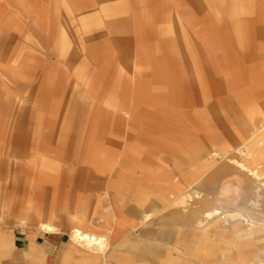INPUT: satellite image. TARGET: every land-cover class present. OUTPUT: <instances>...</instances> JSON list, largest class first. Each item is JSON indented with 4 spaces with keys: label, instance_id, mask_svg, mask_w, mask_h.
I'll use <instances>...</instances> for the list:
<instances>
[{
    "label": "rangeland",
    "instance_id": "rangeland-1",
    "mask_svg": "<svg viewBox=\"0 0 264 264\" xmlns=\"http://www.w3.org/2000/svg\"><path fill=\"white\" fill-rule=\"evenodd\" d=\"M2 1L7 8L6 2L9 1L12 5L13 0ZM82 1L85 5H79L83 6L85 12L91 13L97 12L100 6L109 5H99L97 0L88 3L86 0ZM137 1L138 6L144 4L145 10L143 34L136 42L150 45L157 41V26H170L171 23H164L167 20L177 22L172 15L170 18H163L160 21L162 25L155 24L160 11L152 19L156 10L152 9L151 4H159L160 1L169 6L180 0ZM241 1L247 11L235 15V8H241ZM191 2L186 8L202 15L200 17L205 18L208 23L207 40L203 43L222 40L221 48L229 56L222 59V54L211 53L212 66L208 70V76L211 77L209 88L216 87L213 93L204 88L208 85L198 87L203 89L198 91L188 80L190 72L193 77H198L201 73L205 76L204 62L191 66L190 60L182 59L178 72L181 74L180 82L184 91L176 101H173L175 95L172 90L177 82L164 80L165 77L168 78L166 74L169 69V60L163 59L165 49V52L161 48L150 49L152 52L149 60L138 67L130 60V55L125 61L117 53L120 37H112L111 43L107 44L102 38L104 31L100 28L88 29L86 21L75 22L76 26L73 28L66 27L67 21H71L73 17L68 16L65 21L62 19L61 29L65 28L75 36L83 28L84 32H80L78 38H75L76 42L79 39L81 42L69 44L63 51L61 36L50 51L57 56V61L46 68V63L51 61L47 59V51L45 52L40 40L28 42L30 33L27 29L20 25H10L16 20L15 16L5 15L1 18L0 80L4 94L0 92V96L11 95L7 100L12 103L14 110L12 116L4 118L0 140V264H101L98 258L90 256L86 259L74 254L62 256V248L57 257L11 249L12 235L18 224L36 222V229L39 230L42 223L51 222L52 213L64 217L59 220L64 226L49 234L64 233L65 242L68 241L72 227H84L81 224L84 221V228L89 232L113 242L110 248L114 249V253L121 246L152 248L157 255L158 264H218L220 257L233 256L244 258V264L257 263L256 257L261 253L258 249L261 248L250 245L252 236H242L241 241L217 244L216 254L205 261L194 256L196 244L186 240L190 231L187 224L176 226L164 221L166 218L179 216V209L184 211L183 208L190 204V200L197 203V198L206 193H210L206 198L208 200L215 199V196L218 197L217 200H222L221 197L224 196H235L236 192L232 190L234 188H225L222 183L218 186L209 181L204 185L205 176L217 164L207 167L203 160L215 152L231 157L228 160L231 164V160L235 159L254 169L252 171L264 173L262 158L244 156L241 153L250 148L259 154L264 153V140L258 144L264 138V121L261 123L264 118V8L260 6H264V0H235L230 7L222 6L226 11L222 15L219 14V0L212 5L216 10L201 0L202 9L199 11L195 1ZM54 5L49 3L50 7ZM13 6V10L24 16V2H15ZM63 6L64 4H60L58 7L61 14L64 12ZM69 13L66 12L67 15ZM33 14L37 24L45 26L42 33L44 35L50 13H37V18L35 12ZM84 15L86 14H77L74 17ZM244 15L253 20L250 27L244 25V22L242 24ZM9 19L11 20L7 21ZM106 21L101 24L105 26ZM79 23L80 26L77 25ZM218 25L222 26V34L217 30L220 28ZM255 26L257 28L254 30ZM11 30H16L17 35ZM240 31L242 34L239 36ZM248 32H253L249 44ZM36 34L41 36L39 31ZM128 39H131L130 36ZM113 42H116L115 47ZM169 47L175 48L176 53L180 54L176 39ZM108 49L112 57L106 55L109 53ZM62 58L69 63L67 71L65 70L67 74L58 63ZM72 59L74 64L71 63ZM103 65H106L105 69ZM136 70L139 73H135ZM124 72L131 78L129 84H136L139 74L137 82L143 84L146 101L138 106V111L142 110L145 117L154 119L155 123L143 124L134 115L129 118L127 115L126 120L124 106L114 103L117 98L111 93V83ZM97 73H100L99 80ZM157 73L160 74L159 84H156ZM61 75L64 76L63 85ZM163 82L165 87L161 85ZM129 84L127 87L131 92ZM158 86L162 89H158L157 93ZM128 99L130 97L126 99L127 105L132 103ZM70 101L76 105L74 112L77 114L74 118L64 121L58 119L59 116H49L50 109L55 108L60 113ZM2 104L0 103V119L5 111L11 112L13 109L9 105L3 107ZM171 117L180 121L181 133L174 131L173 124L162 122ZM95 148H99V156L108 159V163L100 167L104 170L93 167ZM191 149L201 153V161L192 165L187 156ZM251 181L253 184L251 182L249 193L241 194H246L245 202L233 204L210 201L206 206L202 204L205 206L204 211L222 204L224 208L217 218L224 221L223 226L228 223L229 226H225V229L233 225L223 215L235 217V213H238L245 218V208L252 213L260 210L263 212L264 207L261 206L262 203L264 205V183H260V186L257 181ZM254 201L260 202V210L251 206ZM155 204H159V215L162 218L158 222L142 224V214L134 207L141 205L145 212ZM239 221H235L234 225L236 223L241 228H250ZM150 229L153 236L156 234V240L151 236ZM162 232L166 235L160 236ZM106 247L104 245L102 248L103 254ZM95 251L100 252L97 249ZM146 260L123 254L122 257H107L105 264H140L147 262Z\"/></svg>",
    "mask_w": 264,
    "mask_h": 264
},
{
    "label": "crops",
    "instance_id": "crops-1",
    "mask_svg": "<svg viewBox=\"0 0 264 264\" xmlns=\"http://www.w3.org/2000/svg\"><path fill=\"white\" fill-rule=\"evenodd\" d=\"M13 1H12V5L10 4L9 1L6 2L8 5V7L6 8V6H4V1L0 0V11H1L0 20L2 17H5V15H9V17L15 16L16 20L14 19L15 20L14 22L9 23L10 25H13L14 27L20 25L21 27L23 26L25 29H27V31L30 33V35L27 39L28 42L29 41L31 42L35 39L40 40L39 42L44 45L45 52L47 51V54L49 55V56L47 55V59H49V61H51V62L46 63V68H49V66H51V64H54L57 61V56L55 54H53L52 52L50 53V51H52L53 45L58 43L57 39H60L61 36L63 39V45H62L63 51H65V48L67 45L77 44V43L81 42L80 39L77 40L78 42H76L75 38H78L77 35L80 32H84L83 28L75 36L73 34H70L69 31H66L65 28L61 29L62 21L63 20L65 21V19L68 16H71V17L73 16L71 18V21L73 23L71 21H67L66 27L71 26L73 28L74 26H76L75 22L86 21V23L88 24V29L95 30V29L100 28L102 31H104V35L102 36V38H103V40H105V42L107 44L111 43L112 37H114V36L120 37V41L118 43L119 48L117 49V53L119 54V56H122V59H124L125 61L128 60V57L130 55V57H131L130 60L133 61V63L135 65H137L138 67H140V64L142 65V64H144V62L149 60V58H150L149 54H150V52H152L150 49L153 50V48H156L155 50H158L159 48H161V49H163V51L165 49L166 53H165V57L163 59L169 60V64H168L169 69L167 70V74H166V76L168 78L165 77L164 80L166 81L168 79L169 81L177 82L176 87L172 90L173 94L175 95V96H173V101H176V100H178V98L182 97L181 92L184 91V89L182 88L183 85L180 82L181 81V74L178 72V66L180 64V61H182V59H184V61L190 60L191 66L195 65V63L198 64V63L204 62L205 66H206V71H203L205 76H203V73H201L202 75H200L198 77L197 76L193 77V75H191V72H190V74H188L189 75L188 80L191 81L190 83L192 85H194V88H195V86L197 87L198 91L203 90V89H199L198 87H202L203 85L204 86L208 85L204 88L208 89L207 91H209L210 93H213L216 90V87H214V89L209 88V85H211V80H210L211 77L208 76V74H209L208 70L210 69V66H212V63H210V59L212 57L211 53L222 54V55H220V57L222 59L229 56V55L224 54V49H223V47L221 48V45H223L222 40H220V41L217 40V41H213V42L208 41L205 44L203 43L204 41L207 40L205 38H207L206 33L208 32L207 28H209V27H207L208 23H206L205 18L200 17L202 15L196 14V12L195 13L191 12L190 9L186 8L189 6L188 4L192 3L191 2L192 0H180L179 3L178 2L175 4L171 3V5H169V6H167L163 3L161 4L160 1H159V4L158 3H155V4L152 3L151 4L152 9L155 8V10H156V11H154L155 15L154 14L152 15V19L156 18L159 14V11H160V16L156 20L155 24L157 23V25H162L163 23L160 24V21H162L163 18L166 19L169 16L171 17L172 15L175 16L174 18H176L177 22H170L169 20H167L164 23H171L170 26H157L155 28V35H156L157 41L154 43H150V45L149 44H147V45L141 44L140 42H136L137 40H139L141 34H143V20H144V16H143L144 12L143 11L145 10L144 4H139V6H138L137 0H97L99 5L100 4H109V5L100 6V8L98 9L97 12L93 11L92 13L84 11V8L82 5H85V2L82 0H64L65 2H63L62 0H30L29 2H27L26 0L25 1L24 0H13ZM19 1L24 2V4L26 5V10H24V16L21 15L20 13H18L17 10H13L14 9L13 5H15V2H19ZM90 1H92V0H86L87 3ZM194 1L196 3V8L199 11H201V9H202L201 8L202 2L203 3L205 2L206 5L209 4L208 5L209 7L216 10L212 5H215L217 0H202V2H201V0H194ZM219 1L221 2V10H219L220 15H222L224 12H226L223 7H225V6L230 7V4L233 5L235 3V0H219ZM49 3L55 4L54 7L53 6L50 7ZM80 3L82 5H79ZM129 3H130V5H129ZM1 4H3V5H1ZM60 4H64L63 7H65L63 9L64 12L62 14L60 13V11L58 9ZM199 5H200V7H199ZM240 6H241L240 9L235 8V15H238V14H241V13H244L245 11H247V9H245V7L243 5V1L240 2ZM260 6L262 8H264V6H262L261 4H260ZM34 10H36V11H34ZM34 12L36 14V18H37V13H43V12L50 13L49 21L47 23V29H46V32L44 35H42V33L44 32L45 26H43V24L41 25V23L39 25L37 24L36 19L33 17ZM66 12H70V13L67 15ZM64 13L66 14L65 16H63ZM156 13H158V14H156ZM77 14H86V15H88V17L86 15H84L82 17L80 16V18L74 17V15H77ZM39 17H40V14H39ZM242 17H243L242 18V24L244 22V25H246L247 27H250L251 24L253 23V20L246 15H244ZM11 19H9L7 21H10ZM105 21H106V25L103 26L101 24V22L104 23ZM68 22H71V23H68ZM235 23H236V21H235ZM77 25L80 26V23ZM218 26H220V28L218 27L219 29H217V30L218 31L220 30L219 33L222 34V32H221L222 26L221 25H218ZM256 26L254 27V30H255V28H257ZM64 27H65V25H64ZM103 28H105V29H103ZM109 29H110V31H108ZM11 31L14 33V35H17L16 30H11ZM38 31L41 34L40 37L37 36V34H36V32H38ZM106 31H107V34H106ZM241 34H242V31L239 32V36ZM248 34L249 35L247 37L248 38L247 43L249 44L250 37H253V32H248ZM159 35L162 36V38H157ZM128 36H130L131 39H128ZM173 36H174V41H175V39L178 41L180 54L176 53L175 48L171 49L169 47L174 42ZM53 39H55V40H53ZM48 42H50V43H48ZM209 42H211V43L209 45H207ZM113 43H114V47H115L116 42H113ZM125 43H127V44H125ZM0 47H1V39H0ZM70 47H71V49H73L72 46H70ZM54 51H55V49H53V52ZM45 52H44V54L46 55ZM107 52H109V53H106V55L112 57L109 49L107 50ZM1 55H2V53L0 51V57H1ZM114 57L115 56H113V58ZM106 58H107V56H106ZM52 59H54V61ZM94 59H97V58H94ZM170 59H172V60H170ZM73 62H74V60L72 59L71 63L74 64ZM58 63L60 64V67L62 69H64L65 74H67L66 71H67L69 63H67V61L63 60V58L60 59V61ZM126 66H127V63H126ZM183 66H186V65L184 64ZM105 67H106V65H103L104 69H105ZM124 73L125 74H121V76H119V77H115L111 83L112 84L111 93L113 94V96H115L117 98V100L114 103L118 104L120 106H124V109L126 111V118H127V115H128V118L132 117V115H134L136 118H138L137 121H139V122L141 121V123H143V124L145 123L147 125V124L155 123L156 121L154 119L146 118L147 116L145 117L142 110H141V112L138 111L139 110L138 106H140L141 104H144L146 101L145 95H144V89L142 86L143 84H141V82H137V81H139V79H138L139 74H137L136 84L135 83L129 84L128 81L131 80V78L127 76L128 73L127 74H126V72H124ZM135 73H139V70H136ZM99 74L100 73H97L98 80L100 77ZM63 75H61L62 76V85H63V79H64ZM159 76H160V74L157 73V77H158L157 80L158 81L156 82V84H159ZM45 83H47L46 80H45ZM206 83H208V84H206ZM127 84H129L131 86V88H130L131 92H129V88L127 87L128 86ZM161 85L164 86V82ZM158 89L160 90L162 88L158 86V87H156V91ZM0 92L4 94V88H3V84L1 83V80H0ZM114 93H116V94H114ZM157 93H158V91H157ZM9 97H1L0 96V103H3L2 104L3 107H5V106L7 107L8 105L10 107H13L11 105L12 103L11 102L9 103V101L7 100ZM127 97H130V99H128V100L132 101L131 104L128 103V105H127V103H125ZM75 107H76L75 103H73V101H70V103L66 104L65 110L61 111L60 113L58 111L56 112L57 109L54 108V110L50 109L49 110L50 112H48V114L51 117L58 118V116H59L60 118H58V119H60V120L63 119L64 121H68V120H71L72 118H74L76 116L77 113L74 112ZM13 110H14V107H13L11 112L5 111L4 115L1 116V119H0V140L2 139L1 132L3 129L4 122H5L4 118L7 117L8 115L12 116ZM123 118H125V117H123ZM128 118L126 120H128ZM139 118H141V119H139ZM144 118H146V119H144ZM163 120L164 121H162V122H166L168 124H173L174 125L173 129L175 132L181 133L182 127H181V123L178 119H174L173 117H171V118H167V119H163ZM263 121H264V118H263L261 123H263ZM18 122L20 123L23 121H17V123ZM12 123H13V121H12ZM261 140H264V138L260 139V141L258 142L259 145H260ZM0 148H1V145H0ZM97 149H99V148H97ZM97 149L96 148L94 149L95 151L93 154V167L94 168L99 167V169H100V167L105 166L108 163V159H104L103 156H99L98 152L100 150L98 151ZM241 153H243L244 156H249V157L254 156L257 158L258 157L262 158V160H264V153L259 154L258 152H256L254 149H251V148L249 150H246V151H241ZM200 154L201 153L198 150H195V151L192 149L188 150L187 156H188V159H189V162L191 163V165H192V163L196 164L197 162L201 161ZM219 155H220V157H219ZM210 156L211 157H209L206 160L202 159L203 164L206 165L207 167L209 166V164L210 165L217 164V165H215L216 168L213 171H211L209 174H207L205 176L204 185L209 183V181L210 182L212 181L215 185H218V186H221L220 183H222L223 187L235 188V192H236L235 196L232 198L228 197V196H224V197H221L223 201L222 200H215V201H219L222 203H229L231 201V203H235V204H240L242 202H245V195L246 194H244L242 196H241V194H243L246 191H247L246 193H249L248 189H250V186H252L253 182L251 180L246 181V179L243 178V176L241 175L242 171L240 172V176H239L238 181L237 180H235V181L230 180L231 178H233L231 174L235 173V171L237 170L236 165L232 166V164L228 162V159L231 157H226V156H224L223 153H218V152L217 153L215 152V153L211 154ZM235 161L241 162L238 160H235ZM234 167H235V169H234ZM248 169L254 170V169H251L249 167H248ZM100 170H104V168L103 169L101 168ZM215 174H218V175L216 176ZM213 175H214V178H211ZM227 179L230 181H227ZM241 182H243V184H241ZM251 182H252V184L250 185ZM209 194L210 193H206L205 195H202V197H200L198 199V202L197 203L195 202V207H194L195 210H193V208L190 206H189V208H188V206H186L185 208H183L184 211H181L182 208L179 209V211H178L179 216L169 217V218H166L164 221L166 222V224H171V225H176V226H179L180 224L181 225L187 224L190 227V231L188 232V234L186 236V240L188 242L196 244V248L193 249L194 256L200 257V258L204 259L205 261L207 258L214 256L216 254L215 246L217 244H219L221 242H231L233 240H235V242L237 240L241 241L242 236H244V237L252 236L253 241H249L252 244L248 243V245L250 244V245H253L255 248H257V247L261 248V249H258L261 251V253H259L258 257H256V260H257L256 264H263L262 262H264V252H263L264 223H261L263 227L259 228V229L258 228L257 229L256 228L244 229V228H241L236 223H235V225H237V226H235L234 222L241 220L243 218V217L239 216L238 213H235V217H228V216L226 217V219L228 218L230 221H232L231 224L235 228L232 226L231 228L225 229L224 227L227 226L228 223L225 221L226 223L223 226L222 222H224V221H222V219L217 218V217L211 221L200 223L199 219H202V212H204L205 206L208 203H210V201L206 199L207 195H209ZM214 198L218 199L217 196H215ZM202 204L205 206L203 207ZM134 209L138 213L140 212L142 214V221H141L142 224L143 223L144 224L145 223L150 224V223H154L155 221L158 222L159 219L162 218V216L159 215L160 214L159 204L158 205H156V204L151 205L150 210L145 211V212L143 210V207H141V205L134 207ZM197 210H199V211H197ZM195 211H197V212H195ZM43 213L46 216L45 210L43 211ZM186 213H188V214H186ZM185 214H186V216H185ZM147 215H150V219L145 221V217ZM50 216L52 218L51 222L50 223H42L40 225L39 230L36 229V226H35L36 222L29 223L27 225L18 224L15 231H14V234L12 235L11 249L12 250H23V252H27L29 254H31L33 251H35L36 253L41 254L45 257H57L60 249L62 248V253H61L62 256H65L68 254H74V255L78 256L79 258H81V257H83L85 259L90 258V257H93L94 259L98 258L101 264H105L106 259L109 256L115 258L118 256L122 257V255L124 254V256L134 257V258L139 259V260L147 259L146 260L147 262H140V264H158L157 263V261H158L157 255L152 248L142 249V248H136L135 246L123 248L122 246L119 247L121 245V244H119V246H118L119 248H117V250L114 253L113 252L114 249L110 248L111 247L110 245H113V242L108 241V239L103 237V236H97V235L93 234L92 232H89L87 229L84 228L86 226V223L84 221H81L82 222L81 224L84 227H79V226H73L72 227V229L70 231V235L68 237V241L65 242V234L64 233H62V234H59V233L49 234V233H54L56 231H59L63 228L64 223L62 221L60 222L59 220L60 219L62 220L64 217L61 218L55 213H54V215L52 213ZM245 216H246V214H245ZM246 218L249 220H255V219L264 220V211L263 212H260V211L259 212H253V213L248 212ZM188 219H190V220H188ZM220 220H221V222H220ZM75 223H77V221ZM48 227H49V229H47ZM194 228H198L199 230L195 231ZM75 229L81 230L84 233L93 234L94 236H97V237H103L107 243L106 244L107 247L104 250L105 251L104 255L102 256L101 253L95 251L96 249H94V248L87 247L86 245H83V244H75L71 240V234ZM151 230L152 229H150L151 236H153ZM162 234L166 235V233L162 232L160 234V236ZM155 237H156V234L153 236V238L156 240L157 238H155ZM157 237H158V235H157ZM259 242L262 244H260ZM244 243H241V244H244ZM261 245H263V246H261ZM123 246H125V244H123ZM240 258L237 256L236 257L235 256L226 257V258L220 257L218 260V262H219L218 264H225V262L227 264H236V262H239V264H242V262H243V264H244V261H243L244 258L243 259H240Z\"/></svg>",
    "mask_w": 264,
    "mask_h": 264
},
{
    "label": "bare ground",
    "instance_id": "bare-ground-1",
    "mask_svg": "<svg viewBox=\"0 0 264 264\" xmlns=\"http://www.w3.org/2000/svg\"><path fill=\"white\" fill-rule=\"evenodd\" d=\"M248 153V152H247ZM246 155V154H245ZM216 157V156H215ZM220 157V155H219ZM224 157V156H223ZM214 158V157H213ZM215 160V159H214ZM229 160V159H228ZM231 160V159H230ZM224 161V160H223ZM232 166H235L237 167V170L235 171V173H233V178H229L230 180H239V176H240V172L242 171L241 175L243 176V178L246 179V181L248 180H254V181H257L256 183L260 185V183H264V173H259L257 172L256 170L255 171H252V170H249L248 167H246V165L243 163V162H237L235 161V159H232ZM214 162V161H213ZM212 163V162H211ZM215 163V162H214ZM217 163V162H216ZM210 165V164H209ZM224 169V168H223ZM235 169V167H234ZM233 169V170H234ZM228 176V175H227ZM228 180V179H227ZM237 183V182H236ZM239 184V183H238ZM251 184V183H250ZM231 186V185H230ZM261 186V185H260ZM232 189V188H230ZM229 189V190H230ZM260 189V188H259ZM234 192H235V188L232 189ZM250 191V190H249ZM253 191V190H252ZM258 191V189H257ZM246 193V192H244ZM207 198V197H206ZM213 198V197H212ZM254 198V197H253ZM252 198V199H253ZM199 199V198H197ZM217 200V198H215ZM215 199H210L209 201H211V203H215V202H219V201H215ZM250 199V198H249ZM208 200V199H207ZM195 202L194 200H190V204H188V208L189 206L193 208V210H195ZM231 202V201H230ZM233 202V201H232ZM205 204V203H204ZM207 204V203H206ZM234 204V203H233ZM253 205L251 206H254L256 208V210H260V202H253L252 203ZM197 205V204H196ZM261 207H264L263 203H262V206ZM224 206L222 204H219V205H216V207H213V208H210L209 210H206L204 212H202V219H199V222L200 223H203V222H208V221H211L213 220L214 218H216L218 215H220V210L223 209ZM252 208V207H251ZM189 210V209H188ZM199 211V210H197ZM195 211V212H197ZM247 216V213H248V210H243ZM261 211V210H260ZM190 212V211H189ZM188 212V213H189ZM186 213V214H188ZM194 213V212H193ZM152 214V213H151ZM154 214V213H153ZM185 214V216H186ZM195 215V214H194ZM201 216V215H200ZM224 217H227L226 215H223ZM235 216V215H234ZM241 216V215H240ZM245 216V218H240L241 222L245 225H248L250 226L251 229L253 228H262V224L261 223H264V220H258V219H255V220H249L247 219ZM160 218V217H159ZM150 219V215H147L145 217V221L146 220H149ZM156 219V218H155ZM187 219V218H186ZM226 219V218H225ZM190 220V219H188ZM168 221V220H167ZM229 221V220H228ZM239 221V222H240ZM221 222V220H220ZM142 223V222H141ZM144 224V223H143ZM201 225V224H200ZM241 225V224H240ZM229 226V225H227ZM237 226V225H235ZM207 227V226H206ZM205 227V228H206ZM210 227V226H209ZM234 227V226H233ZM46 228V227H45ZM49 229V227L47 228ZM210 229V228H209ZM203 230V229H202ZM73 235H71V239L72 241L75 243V244H83V245H86L87 247H91V248H94V249H97L100 251L101 255L103 256V252L102 251V248L106 247V240L103 238V237H97V236H94L93 234H90V233H84L82 232L81 230H77L75 229L73 232H72ZM111 246V245H110ZM110 251V250H109Z\"/></svg>",
    "mask_w": 264,
    "mask_h": 264
}]
</instances>
